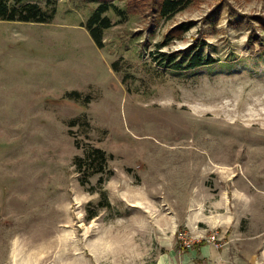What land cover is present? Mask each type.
I'll use <instances>...</instances> for the list:
<instances>
[{
  "label": "rangeland",
  "instance_id": "obj_1",
  "mask_svg": "<svg viewBox=\"0 0 264 264\" xmlns=\"http://www.w3.org/2000/svg\"><path fill=\"white\" fill-rule=\"evenodd\" d=\"M30 1L53 17L0 19V264H158L189 249L182 236L216 232L261 262L264 0H198L170 17L134 0L125 20L107 12L103 47L87 22L106 0ZM196 43L218 62L164 61ZM92 145L112 155L101 185L75 163Z\"/></svg>",
  "mask_w": 264,
  "mask_h": 264
},
{
  "label": "trees",
  "instance_id": "obj_2",
  "mask_svg": "<svg viewBox=\"0 0 264 264\" xmlns=\"http://www.w3.org/2000/svg\"><path fill=\"white\" fill-rule=\"evenodd\" d=\"M50 1V0H49ZM143 2H149L153 5L152 8L158 10L161 17H170L181 9L189 6L198 0H142ZM51 2V1H50ZM140 6V3H135L134 0L128 4L126 8L119 7L114 0H106L95 10L87 22V27L96 41V43L103 47L105 45V31L116 23L112 17L107 14L109 10L114 8L118 14L122 16V20H125L127 13L130 10H136ZM55 12V6L51 9H45L38 2H23V0H0V19L5 20H24V21H38L47 22L49 21ZM193 23H182L178 27L173 28L167 35L166 40L158 43L160 47L169 43L175 34L182 33L189 29ZM261 41V38L255 36V33L251 35V41ZM264 49V43H261ZM205 46V43L194 44L191 48L174 51L168 53L162 51V55L165 57L164 61L170 64L173 69H197L205 65H212L218 62L214 56L209 55L204 57L201 54V48ZM179 56H181L179 58ZM187 58V59H186ZM163 61V63H164ZM74 122V121H73ZM72 132V130H71ZM77 145L80 146L79 141ZM112 155L107 152L106 149L100 146L92 145L90 148L85 150L84 155H77L75 157V163L77 170L80 173V179L83 184H89L91 177L95 174H100L99 184L105 181V173H113L114 171L109 169V161ZM112 203L108 197L107 191L103 190L100 196L99 207L110 206ZM98 214V210L94 213L89 214V218H92ZM205 241L200 242L198 246L203 244Z\"/></svg>",
  "mask_w": 264,
  "mask_h": 264
},
{
  "label": "crops",
  "instance_id": "obj_3",
  "mask_svg": "<svg viewBox=\"0 0 264 264\" xmlns=\"http://www.w3.org/2000/svg\"><path fill=\"white\" fill-rule=\"evenodd\" d=\"M220 241L222 238L219 236ZM241 239L233 236L229 241H221L218 246L216 242L209 241L208 236L196 241L192 249L175 251L168 260L158 264H250L253 259L252 253H246L244 244L234 243ZM205 241L198 246L200 242ZM260 264H264V255Z\"/></svg>",
  "mask_w": 264,
  "mask_h": 264
},
{
  "label": "built area",
  "instance_id": "obj_4",
  "mask_svg": "<svg viewBox=\"0 0 264 264\" xmlns=\"http://www.w3.org/2000/svg\"><path fill=\"white\" fill-rule=\"evenodd\" d=\"M182 238H184V243H185V246H187L189 249H192L193 248V243H192V240L191 239H187V236H182ZM209 241H214L217 243L218 246L221 245V241L219 239V234L218 232L212 234L209 236ZM252 264H260L258 261L256 262H253Z\"/></svg>",
  "mask_w": 264,
  "mask_h": 264
}]
</instances>
